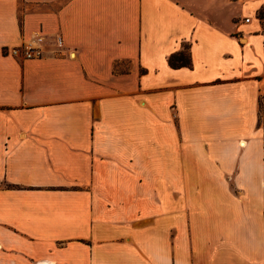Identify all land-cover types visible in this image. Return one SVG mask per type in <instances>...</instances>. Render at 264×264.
I'll return each mask as SVG.
<instances>
[{"label":"crops","instance_id":"crops-1","mask_svg":"<svg viewBox=\"0 0 264 264\" xmlns=\"http://www.w3.org/2000/svg\"><path fill=\"white\" fill-rule=\"evenodd\" d=\"M0 264H264V0H0Z\"/></svg>","mask_w":264,"mask_h":264},{"label":"built area","instance_id":"built-area-1","mask_svg":"<svg viewBox=\"0 0 264 264\" xmlns=\"http://www.w3.org/2000/svg\"><path fill=\"white\" fill-rule=\"evenodd\" d=\"M248 20V17L245 18ZM43 37L41 34H37L34 38L29 39L25 44L7 45L5 52L13 55H20L24 58L36 57L41 55L42 47L41 42ZM57 43L61 45V37L57 36Z\"/></svg>","mask_w":264,"mask_h":264},{"label":"trees","instance_id":"trees-1","mask_svg":"<svg viewBox=\"0 0 264 264\" xmlns=\"http://www.w3.org/2000/svg\"><path fill=\"white\" fill-rule=\"evenodd\" d=\"M188 48L189 45L187 43H184L182 49L177 52L171 53L168 57L169 64L174 67L190 65L191 58Z\"/></svg>","mask_w":264,"mask_h":264},{"label":"rangeland","instance_id":"rangeland-1","mask_svg":"<svg viewBox=\"0 0 264 264\" xmlns=\"http://www.w3.org/2000/svg\"><path fill=\"white\" fill-rule=\"evenodd\" d=\"M259 16L261 15V12L259 11V13H257Z\"/></svg>","mask_w":264,"mask_h":264}]
</instances>
